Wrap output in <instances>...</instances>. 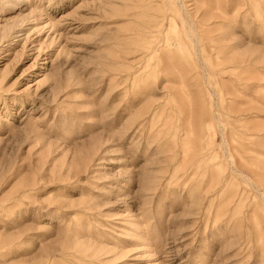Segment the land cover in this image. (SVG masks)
<instances>
[{
    "label": "rangeland",
    "instance_id": "rangeland-1",
    "mask_svg": "<svg viewBox=\"0 0 264 264\" xmlns=\"http://www.w3.org/2000/svg\"><path fill=\"white\" fill-rule=\"evenodd\" d=\"M0 264H264V0H0Z\"/></svg>",
    "mask_w": 264,
    "mask_h": 264
}]
</instances>
